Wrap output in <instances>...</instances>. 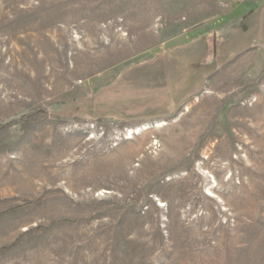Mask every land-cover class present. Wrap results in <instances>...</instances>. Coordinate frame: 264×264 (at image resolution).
I'll list each match as a JSON object with an SVG mask.
<instances>
[{
    "label": "rangeland",
    "instance_id": "374dc122",
    "mask_svg": "<svg viewBox=\"0 0 264 264\" xmlns=\"http://www.w3.org/2000/svg\"><path fill=\"white\" fill-rule=\"evenodd\" d=\"M233 1L0 0V264H264V35L218 34Z\"/></svg>",
    "mask_w": 264,
    "mask_h": 264
},
{
    "label": "crops",
    "instance_id": "0c3cea01",
    "mask_svg": "<svg viewBox=\"0 0 264 264\" xmlns=\"http://www.w3.org/2000/svg\"><path fill=\"white\" fill-rule=\"evenodd\" d=\"M256 4L253 6L248 5V0H237L231 3L229 8V17L225 20L224 24L219 26L218 34L224 35V37L230 36L235 37L240 32H250L253 31L256 35H264V1L259 3L257 0ZM248 13H251L247 16ZM263 29V30H262ZM226 36V41L229 38ZM258 39V38H257ZM250 49L246 50L248 52L255 51L258 49V52H264V42L260 40L255 42Z\"/></svg>",
    "mask_w": 264,
    "mask_h": 264
},
{
    "label": "bare ground",
    "instance_id": "6f19581e",
    "mask_svg": "<svg viewBox=\"0 0 264 264\" xmlns=\"http://www.w3.org/2000/svg\"><path fill=\"white\" fill-rule=\"evenodd\" d=\"M162 124H165L164 122L162 123ZM161 124V125H162ZM148 127L147 126H145V127H143V126H140L139 128H138V132H136V133H139L141 130H143V129H147Z\"/></svg>",
    "mask_w": 264,
    "mask_h": 264
},
{
    "label": "trees",
    "instance_id": "16d2710c",
    "mask_svg": "<svg viewBox=\"0 0 264 264\" xmlns=\"http://www.w3.org/2000/svg\"><path fill=\"white\" fill-rule=\"evenodd\" d=\"M249 14H251V13H248L247 16H248Z\"/></svg>",
    "mask_w": 264,
    "mask_h": 264
}]
</instances>
